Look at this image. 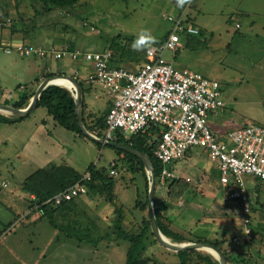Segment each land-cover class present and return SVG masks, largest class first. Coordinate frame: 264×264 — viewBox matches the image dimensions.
<instances>
[{
  "label": "rangeland",
  "instance_id": "rangeland-1",
  "mask_svg": "<svg viewBox=\"0 0 264 264\" xmlns=\"http://www.w3.org/2000/svg\"><path fill=\"white\" fill-rule=\"evenodd\" d=\"M80 3L64 13L51 12L34 24L31 23V31L24 36L25 43L30 44L32 39L39 35L45 38L44 35L47 34L62 39L63 42L67 40L82 45L85 51H103L115 44L130 48L141 30H150L158 41H162L173 26L166 17L173 15L172 20H180L175 14L179 13L181 8L174 0H81ZM3 4L2 13L17 17L13 0H4ZM189 16L193 21L189 26H194L201 34L196 37L183 35L182 43L185 47L176 59L177 62H172L170 57L174 54L171 51L166 52V60L176 64L178 68L198 71L210 79L220 81L224 86L223 98L227 112L232 113L233 121L235 118L264 126V0H197V5L189 11ZM85 22H88L89 26H85ZM237 24L239 28L236 27ZM91 27H95V31L91 30ZM11 50L18 53L17 48ZM0 53L9 55L4 47L0 48ZM70 61L72 62L68 58L61 60L64 63ZM53 63H57L56 60ZM54 73L57 76L63 75L60 71ZM24 84L30 85V82L26 81ZM18 86L19 84L16 89ZM16 91L18 92V89ZM43 111L46 116L47 110ZM30 122L35 125L37 120L33 116ZM5 123L8 122H0V125ZM7 125L8 129L15 131L12 124ZM20 129L19 133H23ZM10 137L9 132L7 134L6 130H1L0 264H126L129 249L126 241L113 244L107 252L103 250L104 244H100L98 252L91 256L90 246L80 249L77 241L61 242L58 232L47 219L37 224L30 219L23 224H14L6 233L3 229L4 224L14 218L12 211L21 215L28 209L26 201L17 194L11 196L3 182L19 184L21 191H25L24 181L27 174L38 170L50 173L55 166L63 167L61 165H69L83 172L94 163L105 165L114 156L115 150L106 146L99 147L92 141L90 146L87 141L77 136L68 140L69 148L66 147L65 151H58L54 136L41 141L39 139L37 145L36 140L32 141L31 145H25L15 135ZM24 147L27 148L26 151ZM192 150L204 151L203 147H194ZM61 157L71 158V162L63 163L59 161ZM205 157H201L203 161L198 167L197 157L189 153L186 158L172 166V170L179 175H189L194 182L203 183L208 179L200 189L209 188V182L212 186L219 182L220 173ZM204 167L208 169L207 174L202 171ZM119 169L120 175L115 176V193L126 206L133 208L138 191L146 188L145 177L141 171H132L129 166L123 167V164H120ZM20 177L23 178L20 180ZM188 188L195 194L191 185ZM165 192L163 188L158 190V197L161 198ZM200 200L201 198L197 197L196 202ZM112 208L109 207L110 211ZM194 226L195 224L192 228ZM210 227L203 224L194 231L211 233ZM104 228L106 232L111 233L110 229ZM243 237L247 238L252 247L255 246L256 254L257 251L261 252L264 257V242H250L251 239L247 237L245 230ZM155 247L151 249L154 251ZM248 254L246 253V256ZM257 263H261L259 258Z\"/></svg>",
  "mask_w": 264,
  "mask_h": 264
},
{
  "label": "trees",
  "instance_id": "trees-1",
  "mask_svg": "<svg viewBox=\"0 0 264 264\" xmlns=\"http://www.w3.org/2000/svg\"><path fill=\"white\" fill-rule=\"evenodd\" d=\"M3 1L4 0H0V31L11 29L14 32H20L21 34H28L31 31V23L34 24V22L43 18L48 13H64L67 10L76 7L81 2V0H13L14 7L17 10V17L13 18L10 13H7V15L2 13V10L4 12ZM174 3L176 4L175 0ZM196 5L197 0H193V3L190 6H186L190 8L191 12ZM181 12L182 8L181 11L175 15H179ZM171 16L173 15L167 16L166 18L169 20V17ZM192 22L193 21L190 17L186 22L187 29L180 33L181 40L183 35L196 37L201 34L200 31L198 35H192L188 31V28L190 27L189 24ZM84 24L85 26H89L88 22H85ZM17 26H19V28H17ZM236 26L238 28L240 27L238 24ZM173 27L175 26H172L171 30L166 34V39L158 41V43L154 46L162 45L173 31ZM95 29V27H91V30L95 31ZM24 46L33 47L37 51H42L44 53L40 54V52H36L31 55L24 56L37 57L45 62H48L49 59L62 60L68 57L73 61H77L79 59L86 60L88 53L111 52L112 66L127 69L134 64L138 67L145 64L147 61L146 53L148 50L146 49L144 51L137 52L134 51L132 47L128 48L126 46H117L115 44V46L112 45L103 51H85L84 49L78 48L75 43L67 40L61 47H35L27 44H24ZM184 47L185 45H182L178 48V51L172 52L174 54V59L178 58L182 48ZM55 49L58 51L68 49L69 54L58 59L53 52ZM11 51V48H9L8 52ZM72 53H77L78 56L73 58ZM165 54L166 53H164V57ZM179 69L184 70L183 68ZM50 76L52 75H48V77ZM220 84L222 85V100L224 101V86L221 82ZM80 85L83 87V82H80ZM86 96L87 93L84 89V99L79 108V113H77V100L74 97L73 92L65 87L50 85L42 92L37 108H45L58 126L75 133L78 135V138L89 140L90 142L92 141L99 147L106 146L115 150L114 159L110 160L105 165H98L95 163L91 164V166L83 172H80L75 167H70L69 165H61L63 167L55 166L53 168L54 170L50 173L38 170L29 175L24 181V185H26V187H24L25 191L18 194L24 201H26L28 209L27 211H23L21 215H16V212L12 211L14 218L4 224L3 229L5 230V233L14 224L26 223V221L32 218L36 213H40V219L44 218L49 221L55 231L58 232V238L61 242H71L72 240L77 241L80 249L83 246H90L89 248H92L89 249L91 251V256H94L96 252H98L100 244H104L103 250L107 252V249L112 247L113 244H119L120 241H126L129 244L126 264H220V261L215 255L202 249H189L177 252L166 248L158 241L153 231L150 215L149 195L151 181L149 175L151 176V174H148L144 162L138 156L117 146L102 144L91 140L85 135L80 125V121L83 122L84 126L92 134L99 138L107 139V118L111 111L110 108L108 112H104L103 114L89 112ZM31 97L32 94H23L19 97V100L13 104V107L16 109L27 108ZM224 110H228L225 101L224 107L220 110V113ZM25 117L13 116L8 118L0 114V122L13 123ZM230 123L233 124L232 121H230ZM238 123H240V126H237L232 130L241 129L246 126V124L261 125L256 122H243L241 120H237V124ZM219 134L225 135L226 133ZM159 138L157 129L152 130L145 136L141 134L128 135L120 130H117L113 133L112 137L107 140L118 144L136 147L146 152L151 158L154 163L155 173L158 180L154 198L155 213L158 219V224L164 235L178 244L207 243L212 246H216L225 253L229 260V264H258V258L261 261L260 264H264V257L261 256V252L257 251L256 254L255 250L257 249L255 246L252 247V244H249L246 237L234 235L231 239H228L227 236L224 237L225 235L218 233L215 237L211 238V233L209 232H203L201 230V232L198 233L197 231H194L198 228V222L194 228H192L194 224H185L184 227L180 223L175 222V219L173 218V216L175 217V212L173 216H170L167 213V211H171V207H169L171 202L174 203V206L176 205L180 207V201L178 199L173 200L171 196L173 187L184 186V184L187 183L191 185L192 188H194V186L197 188L201 181H197L195 185L193 183V179H188L189 181L186 182V180L184 181V177L172 170V166H174L178 161L186 158L192 148L189 149L183 157L164 163L155 153ZM120 164H123V167L124 165L129 166L132 171H141L145 177L146 188H144L143 191H138L136 204L133 208L126 206L115 193V176L120 175ZM164 168H168L174 174V177L167 180L166 183H163L160 178ZM248 176L254 177L257 181L264 182V179H261L260 177L247 175L244 177L247 186ZM77 183L83 185L86 188V191L73 196L71 199H65L64 194H66ZM3 185L7 187V191L10 192V184L6 182L3 183ZM162 188L166 190L165 195H168L164 197V200H161L158 197V190L160 191ZM226 189L227 191L224 193L227 194V199L231 201L238 200L242 205L241 200L228 198L229 192L234 189L233 185L228 186ZM181 191H183V189ZM248 193L250 196L249 189ZM59 196H62L61 202L57 201ZM98 201H102V203H99ZM248 204L252 212L250 219L253 229L254 242H256L257 238H255L256 234L254 233L253 226L254 207L250 197ZM110 206L113 207L112 215L114 214V216L111 225L106 226L110 229L109 231H111V233H108L106 232V229L101 226L99 221H102V219L98 213L99 211L102 213L106 212L107 214H104V218L108 215V220H110L111 212L108 213V211H110ZM172 211H177V209L174 210L172 208ZM242 213L244 214L243 207ZM1 233L4 234V231ZM222 238H224V240ZM153 246H156L154 251L151 249ZM246 253L249 254L246 256Z\"/></svg>",
  "mask_w": 264,
  "mask_h": 264
},
{
  "label": "built area",
  "instance_id": "built-area-1",
  "mask_svg": "<svg viewBox=\"0 0 264 264\" xmlns=\"http://www.w3.org/2000/svg\"><path fill=\"white\" fill-rule=\"evenodd\" d=\"M185 15L172 20L173 31L160 46L147 50L149 62L137 71L116 68L111 65L112 53H88L86 60L93 64L94 72L89 80L107 90L112 99L111 111L107 118V139L117 130L126 134L143 136L157 129L156 155L164 163L181 158L197 146L205 147L209 158L221 172V184L234 189L228 198L239 199L244 211L245 233L254 242L249 208L247 175L264 179V127L246 124L241 129L229 130L225 135L216 133L210 119L224 107L222 85L202 73L189 69L180 70L168 64L164 58L166 50H177L182 46L180 32L186 30ZM197 30L193 26L188 28ZM21 55L37 51L24 45L17 47ZM52 51V50H51ZM50 51V52H51ZM56 58L68 55L53 50ZM73 58L78 56L72 53ZM166 183L174 174L164 168L160 175ZM86 188L77 183L66 194L71 199ZM62 196L57 198L61 202Z\"/></svg>",
  "mask_w": 264,
  "mask_h": 264
},
{
  "label": "crops",
  "instance_id": "crops-1",
  "mask_svg": "<svg viewBox=\"0 0 264 264\" xmlns=\"http://www.w3.org/2000/svg\"><path fill=\"white\" fill-rule=\"evenodd\" d=\"M237 27V26H236ZM238 28V27H237ZM22 35V36H20ZM26 34H21L20 32H14L13 30H2L0 31V48L4 47L5 51L9 55H2L0 53V104L1 105H8L12 106L15 102L19 100V97H21L23 94H32V97L30 99V102L42 83L46 81L47 79L51 77H56V79H59L62 76H68V78L74 82L76 80L75 78L78 77L80 79V82H83V96H84V89L87 93L86 96V102L88 105V111L93 113H104L108 112V110L112 106V99L109 96L107 90L103 87H100L88 79V74L91 73L93 70L92 64L85 61L84 59H79L77 61H73L71 58L68 57V59L72 60L70 63H64L61 62V60H56L57 63H53L55 61L54 59H49L48 62L42 61L38 59L37 57L33 56H24L21 55L20 52L11 51L8 52L9 48H17L21 45H26L24 41V36ZM47 35V34H46ZM46 35H44L45 38H42V35L35 37L32 39L33 41L30 42V44L27 45H33L35 47H51V46H57L61 47L65 44L62 39H59L57 37H53L51 35H47L49 37V40H47ZM77 45L78 48L84 49L82 45ZM14 52V53H13ZM14 54L13 56H10ZM171 59H174L173 56L170 57ZM176 59L172 60L174 63ZM112 62V61H111ZM147 62V61H146ZM177 62V61H176ZM175 62V63H176ZM146 64V63H145ZM145 64L141 66H136V64L132 65L127 70H139L142 67L145 66ZM112 65V63H111ZM176 66V64H175ZM15 67V69H13ZM178 68V67H177ZM185 68V67H182ZM55 71H60L63 75L57 76L55 75ZM48 75H52L48 77ZM26 81L30 82V85L24 84ZM18 92L16 91V85ZM25 85V86H24ZM28 85V86H26ZM54 85L65 87L69 90H71L74 94V97L76 98V94L74 90L70 87H66L64 85H58L54 83ZM24 86V87H22ZM14 89V90H12ZM11 92V93H10ZM34 92V93H33ZM84 99V97H83ZM29 102V104H30ZM29 106V105H28ZM27 106V107H28ZM45 108L39 107L35 108L28 116L25 118L17 121L16 123H5L0 125V132L1 130H6L7 134L10 133L11 137L15 135L18 137L20 142L25 145H31L32 141L36 140L35 145L38 144V142L41 141V139H46L48 137L54 136L56 139V144L58 146V151H65V148H69L68 140L71 138H75V136L78 137L73 132H70L61 126H58L56 122L54 121L53 117L49 114L45 115V112L43 111ZM48 112V111H47ZM0 114L3 116H6L8 118L13 117L10 113L6 111H0ZM37 120L35 125H32L34 123H31V117H33ZM16 117V116H15ZM232 116V113H228L227 110L219 112L217 115L212 116L210 119V125L212 129L219 133H227L229 130L234 129L237 126H240V123L237 124V119ZM215 118L219 120H215ZM29 121V122H28ZM230 121L233 122V124L230 123ZM34 122V121H33ZM29 125H26L28 124ZM7 124H12L15 128L14 130H10L7 128ZM22 126V127H21ZM21 127V129H20ZM19 129L23 133H19ZM40 139V141H39ZM80 139V138H79ZM85 140V139H84ZM88 142L90 146H92V142L89 140H85ZM204 151L196 150V151H190L194 157H197L196 161L198 167L199 164H202L203 159L202 156H206L205 159L208 160L214 164V167L216 170L220 173L219 175V182H215L214 186L209 182L210 187L206 188L203 187L200 189L201 185L206 184L208 179H205L202 182H200L199 186L195 188V194L191 193V190L188 188L189 184H184V186H177L173 187V191H171V196L174 199H178L180 201V207L174 206V203L171 202L170 206L171 211H167V213L170 216L174 215L175 212V222L180 223L182 226L185 227V224L192 225L198 222V226L207 224L210 227L211 231V238L215 237L218 233L225 235L224 237H228V239H231V237L235 236H243L244 233V222H243V213H242V205L238 200H228L227 194L224 193L227 191V187L223 188L220 180L221 172L219 168L216 166V164L209 158L208 151L205 147H203ZM27 148L24 147V151H26ZM17 154H19V151H17ZM16 154V155H17ZM12 157V156H11ZM114 156L110 158V160H113ZM9 158V157H8ZM109 160V161H110ZM27 161V159L25 160ZM24 161V162H25ZM63 163L71 162V158L67 157H61V160ZM108 163V162H107ZM21 166V165H19ZM39 168V167H38ZM12 169H14L12 167ZM204 174H207L208 169L204 167L202 170ZM34 173V172H33ZM31 174H27L29 176ZM184 177V181H189L188 179H192L189 177V175H181ZM23 177H20V180ZM9 182V181H7ZM249 192H250V198L252 200L253 209H254V233L256 234L257 242L260 243L264 241V182L263 181H257L254 179V177L248 176L247 178ZM5 183V182H3ZM194 185L196 184V181L194 182ZM11 190L10 194L11 196L13 194H20L21 188L19 184L13 185L11 181L9 182ZM183 189V191H181ZM168 196L163 195L160 199L164 200ZM197 197H200L201 200L196 202ZM172 200V201H173ZM99 203H102V201H98ZM197 204H196V203ZM98 203V204H99ZM172 208L174 210L177 209V211H172ZM201 210V211H200ZM111 212V218L108 220V215L104 218V214L101 211H99V215L101 216L102 221H99L101 226L104 228L106 226L111 225L112 219L114 214L112 215L113 211H108V213ZM41 214L36 213L30 220L37 224L38 222H42L43 219H40ZM107 228V227H106ZM204 232V231H203ZM224 240V238H222ZM232 243V242H231ZM230 244V243H229Z\"/></svg>",
  "mask_w": 264,
  "mask_h": 264
},
{
  "label": "water",
  "instance_id": "water-1",
  "mask_svg": "<svg viewBox=\"0 0 264 264\" xmlns=\"http://www.w3.org/2000/svg\"><path fill=\"white\" fill-rule=\"evenodd\" d=\"M56 79V77H51L49 79H47L46 81H44V83H42V85L40 86V88L38 89V91L36 92V94L34 95V97L32 98L29 106L25 109H16L12 106H8V105H1L0 104V111H6L8 113H10L11 115L14 116H20V117H25L28 116L37 106L39 103V98L42 94V92L50 85H54V80ZM74 83L76 85V100H77V113H79V108L83 102V90L81 85L74 80ZM80 125L85 133L86 136H88L91 140L100 142L102 144H107V145H113V146H117L121 149H124L126 151H129L130 153L138 156L145 164L146 170L148 172V174H151V182H150V215H151V223L153 226V231L156 235V238L158 239V241L165 246L168 249H171L173 251H185V250H189V249H202L205 250L204 248H209L215 251L216 253V258L220 261V264H229V260L226 257L225 253L219 249L216 246H212L210 244L207 243H181L178 244L176 242H173L171 239H169L166 235H164V233L162 232L159 224H158V219L155 213V205H154V198H155V193H156V189H157V184H158V180H157V176L155 173V167H154V163L152 162L151 158L148 156V154L136 147H131L125 144H118L112 141H109L107 139H102L97 137L96 135L92 134L83 124L82 121H80Z\"/></svg>",
  "mask_w": 264,
  "mask_h": 264
},
{
  "label": "clouds",
  "instance_id": "clouds-1",
  "mask_svg": "<svg viewBox=\"0 0 264 264\" xmlns=\"http://www.w3.org/2000/svg\"><path fill=\"white\" fill-rule=\"evenodd\" d=\"M176 5L180 8H184L185 5H191L193 0H175ZM192 35H197V30L190 29ZM158 43L157 38L152 35L151 31L148 29H143L138 34L137 38L133 41L131 47L134 51H144L146 49H151L154 45Z\"/></svg>",
  "mask_w": 264,
  "mask_h": 264
},
{
  "label": "bare ground",
  "instance_id": "bare-ground-1",
  "mask_svg": "<svg viewBox=\"0 0 264 264\" xmlns=\"http://www.w3.org/2000/svg\"><path fill=\"white\" fill-rule=\"evenodd\" d=\"M189 9V10H188ZM189 11H190V8L188 7V6H184V8H182V12L180 13V14H184L185 16V25H186V27H187V24H186V22H187V20L190 18V16H189ZM180 14L179 15H177V16H180ZM171 22V21H170ZM172 23V22H171ZM172 25H173V23H172ZM194 27V26H193ZM180 38H181V36H180ZM181 43H182V40H181ZM182 45H183V43H182ZM58 51V50H57ZM61 51V50H60ZM167 51H171V52H173L172 50H166L165 51V53L167 52ZM176 51H178V49L177 50H175L174 52H176ZM165 58V57H164ZM146 59H147V62H146V64L149 62V59H148V54L146 53ZM165 60H166V58H165ZM85 61H87V62H89V63H91L90 61H88V60H85ZM166 62L168 63V64H171V65H173L175 68H177L173 63H170L168 60H166ZM145 64V65H146ZM93 68V67H92ZM179 69V68H178ZM183 69H188V68H183ZM190 70V69H189ZM130 71H134V70H130ZM135 71H137V70H135ZM93 72H94V68H93V71L90 73V74H88V79H89V77H90V75H92L93 74ZM198 72V71H197ZM200 73V72H199ZM76 80L75 81H77L79 84H80V79H78V77H76L75 78ZM90 81V80H89ZM54 83H56V84H58V85H64V86H66V87H70V88H72V90H74V92H75V94H76V90H77V88H76V85H75V83L73 82V81H71L69 78H67V77H60L59 79H55L54 80ZM217 133V132H216ZM149 178H150V180H151V176L149 175ZM205 249V251L206 252H209V253H211V254H213V255H215L216 256V253H215V251L214 250H212V249H209V248H204Z\"/></svg>",
  "mask_w": 264,
  "mask_h": 264
}]
</instances>
